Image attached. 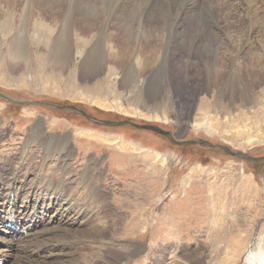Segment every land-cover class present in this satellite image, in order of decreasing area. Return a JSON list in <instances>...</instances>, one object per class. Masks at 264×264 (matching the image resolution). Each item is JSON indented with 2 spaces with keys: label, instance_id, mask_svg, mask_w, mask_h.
Masks as SVG:
<instances>
[{
  "label": "rangeland",
  "instance_id": "374dc122",
  "mask_svg": "<svg viewBox=\"0 0 264 264\" xmlns=\"http://www.w3.org/2000/svg\"><path fill=\"white\" fill-rule=\"evenodd\" d=\"M258 2L264 8V0ZM241 4L235 0L233 10H224L230 15L220 17L226 29L217 74L209 73L213 58L196 55L164 56L154 72L124 74L133 59L104 54V35L98 46L92 42L86 48L88 39L76 32L67 36L69 57L56 65L55 38L67 25L51 12L32 9L34 17L22 30L26 8L0 9V91L43 105L0 98V196H8L15 179L17 206L30 205L25 213L35 208L42 218L26 236L32 238L16 242L15 237L12 243L29 253L9 248L7 264H244L251 242H264L263 162L252 164L200 143L177 146L153 131L101 126L71 110L48 107L154 125L178 141L202 139L264 157V58L248 52L261 43L264 18L249 25ZM114 5L101 11L112 13ZM109 23L105 32L116 33ZM146 23L133 19L128 27L141 38ZM184 24L188 28L189 20ZM76 29L83 28L75 24ZM238 29L247 33L248 45L239 56L227 55ZM11 42L22 46L26 57L9 58ZM40 125L44 134H26ZM96 184L99 193L89 189Z\"/></svg>",
  "mask_w": 264,
  "mask_h": 264
},
{
  "label": "bare ground",
  "instance_id": "6f19581e",
  "mask_svg": "<svg viewBox=\"0 0 264 264\" xmlns=\"http://www.w3.org/2000/svg\"><path fill=\"white\" fill-rule=\"evenodd\" d=\"M234 1L235 0H115V2H112V0H0V9H3V6H6L8 9L17 7L26 8L25 15L22 16L21 19L23 23L22 30H25L28 18L30 16L34 17V14H31L32 9H41L42 11L51 12L52 15L55 16L56 21L59 20L67 25L66 29L64 25L60 28V30L63 28L64 35L63 32L59 31V36L55 38V47L53 50H56L57 47L59 53L56 54L57 57L53 56L52 58L55 60L56 65L64 64L63 62L67 60L65 58L69 57L70 41L67 36L76 32L77 35H81L88 39L86 48L89 47L92 42H95L96 46H98L102 43L101 38H104V35L106 40L104 54L107 52L111 56L122 58L125 62L129 59H133L135 64H133L131 68L125 67L124 74H133L132 71H135L134 74L154 72L156 69L160 68L158 65L162 57H171L172 55H196L198 57L213 58V62L209 64L208 69L210 71L209 73L215 72V74H217L220 72L217 59L223 54V52L220 51V46H223V44L221 45L220 36L225 31L224 29H226V26H222L221 24V16L230 15L224 10H233ZM240 1L246 13V17L243 16L244 21L249 25L257 24L264 18V8L258 6L260 1ZM110 3H115L112 13L102 12L101 10H107ZM58 12L62 13L60 14ZM133 19L135 22L144 21L147 22L146 25L148 24L146 27L144 26L145 33L141 38L136 29L128 27L131 24H129V22H133ZM186 19L189 20L188 28H186L184 24ZM109 21L112 23L110 24ZM106 22L109 23L108 27H110L109 30L111 32H113L112 29L114 28L112 24L118 28H114L117 30L116 33L105 32ZM75 24L81 26L83 29L75 30ZM230 24L232 23L230 22L228 25ZM137 25L139 24L137 23ZM239 29L231 34L230 43H234L235 45L232 46L233 50L231 52H227V55L232 53L235 56H239L244 53L245 47L248 45L247 33L243 35L244 30ZM19 32H21V30H19ZM24 32L26 34V31ZM64 37H67V40L66 44L62 46L61 43ZM259 41L261 43L256 48L250 46L249 50L247 48L249 55L258 60L264 58V35L261 36ZM94 48L93 45V50ZM227 48L228 50L230 49V47ZM7 55L12 59L26 57V53L23 51L22 46L20 47L14 42L9 44ZM13 65L16 66V63H13ZM89 71L92 70L89 68ZM122 145L123 143L120 144L121 147ZM156 155L159 156L158 153H156ZM11 183L14 185L9 184L10 186H7L8 196L5 197L4 195L5 198H2V195L0 196V227L6 220L11 222L12 227L14 226L13 228L1 230L0 238L2 239H0V248H3L0 249V260L3 262L10 257L7 252L9 248L13 251L18 248L14 247V245L12 246V243H15V237L18 238L16 242L19 240L23 242L27 241L33 236L27 239L26 236L28 234L33 235V232L37 230L42 222L41 213L37 212L35 208L32 213L28 215L25 211L30 208V205L29 207L22 205V208L17 206L15 203L17 194L15 179L11 180ZM35 183L36 182H34L33 185H35ZM39 184L40 183H38V186ZM52 185H54L53 182ZM12 186L13 188H11ZM52 193H56V191L51 192V198L55 201V198L52 197ZM30 200H27L28 204ZM39 200L40 199L36 197V202ZM17 209H19V211H17ZM27 221L32 223L34 227L30 226ZM3 232L8 233L7 237H4ZM10 237V241L13 242H8ZM253 241L250 244L251 247L249 246L244 264H264V242L262 243V241H260L259 244L254 245L255 243H253ZM18 251H22L24 254L29 253L28 249L23 250L19 248L16 250L15 254L23 255ZM142 251L143 249L141 248V252ZM36 256L38 257L41 255L38 253Z\"/></svg>",
  "mask_w": 264,
  "mask_h": 264
},
{
  "label": "water",
  "instance_id": "95a60500",
  "mask_svg": "<svg viewBox=\"0 0 264 264\" xmlns=\"http://www.w3.org/2000/svg\"><path fill=\"white\" fill-rule=\"evenodd\" d=\"M0 98H2L4 101L8 102V103H12V104H16V105H21V106H31V105H38V106H43L41 102H33V101H22L19 100L17 98H14L12 96L6 95L4 93H2L0 91ZM57 109V110H71L83 117H85L87 120L97 124V125H101V126H108V127H121V126H126V125H131L137 129H141V130H148V131H153L156 132L166 138L169 139V141L177 146H184V145H191V144H197L200 143L202 145L208 146V147H216L220 150H223L227 155L233 156L235 158H239L242 160H245L249 163L255 164V163H259V162H263L264 163V157H254V156H248L247 154H245L244 152H234L231 148H229L226 145H217V146H213L210 142H206L202 139L200 140H188V141H178L174 138V135L172 132L170 131H166L163 130L157 126L154 125H138L134 122H129V121H125V122H112V121H105V120H99L97 118H94L90 115H88L85 111L76 108V107H71V106H56L53 104H48V107Z\"/></svg>",
  "mask_w": 264,
  "mask_h": 264
},
{
  "label": "crops",
  "instance_id": "0c3cea01",
  "mask_svg": "<svg viewBox=\"0 0 264 264\" xmlns=\"http://www.w3.org/2000/svg\"><path fill=\"white\" fill-rule=\"evenodd\" d=\"M42 125L36 127L35 129H33V127L30 129V131H28L26 134H44V131H42L43 129L41 128ZM42 129V130H41ZM249 181H245L243 184H242V187H243V190L244 192H246L247 190L244 188L245 185H248L249 187ZM248 193V192H246ZM215 227V226H214ZM135 250H141V248L139 247H135ZM109 261V260H108Z\"/></svg>",
  "mask_w": 264,
  "mask_h": 264
}]
</instances>
